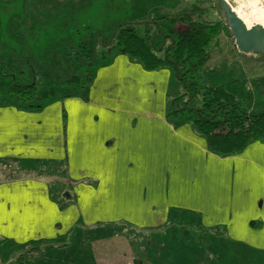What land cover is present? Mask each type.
Wrapping results in <instances>:
<instances>
[{
    "label": "crops",
    "instance_id": "0c3cea01",
    "mask_svg": "<svg viewBox=\"0 0 264 264\" xmlns=\"http://www.w3.org/2000/svg\"><path fill=\"white\" fill-rule=\"evenodd\" d=\"M106 56L80 95L38 109L0 102V240L14 250L0 264L39 245L66 256L68 238L89 230L114 234L92 237V264H158L157 248L160 264L170 248L186 264L183 237L168 240L185 228L264 250V139L210 152L190 122L168 117L170 69L145 70L114 49ZM180 215L196 225L174 230Z\"/></svg>",
    "mask_w": 264,
    "mask_h": 264
},
{
    "label": "rangeland",
    "instance_id": "374dc122",
    "mask_svg": "<svg viewBox=\"0 0 264 264\" xmlns=\"http://www.w3.org/2000/svg\"><path fill=\"white\" fill-rule=\"evenodd\" d=\"M195 7L198 11L193 10ZM185 12L186 19L183 17ZM160 17L164 19H157ZM152 20L155 23L146 24ZM204 20L224 22L218 0H0V102L6 98L8 86L12 83H33L43 102L70 93L80 95L81 90L63 82L73 75L85 78L88 71L94 75L95 66L114 49V42L110 40L118 25L128 24L139 34H148L153 38L156 49H164L171 38L176 39ZM223 24L225 29L210 46L211 61L205 68L191 72L193 81L198 84V94L193 99L189 98L172 76L169 89L172 107L175 98L179 102L189 98L188 106L197 108L201 106L202 87L216 85H223L243 99L244 105L250 109L262 105L264 62L244 58L240 61L233 37ZM82 42L95 43L94 63L82 61L79 52ZM255 55L262 58L260 54ZM257 60L259 63L255 62ZM173 220L174 230L177 226L196 225L192 219L181 215ZM184 230L180 229L179 234L170 231L168 240L176 244L180 236L183 237L184 241L179 243L183 244L186 253H191L190 259L188 256L185 260L186 264H195V257H200V264H264V250L238 247L224 240L220 234L211 235L200 229H195L194 233ZM129 235L142 240L141 244L145 242L144 235ZM112 236L114 234L107 230L74 233L68 238L66 248L61 247L66 256L62 254L55 258L51 255L54 249L39 245L18 253L16 261L20 257L23 264H64L66 260L69 264H92V237ZM176 250H166L169 264H180L178 259L183 261ZM6 252L13 254L14 250L0 241V259ZM163 252L162 249H154L151 258L158 264L163 263ZM75 259L79 261L73 263Z\"/></svg>",
    "mask_w": 264,
    "mask_h": 264
},
{
    "label": "trees",
    "instance_id": "16d2710c",
    "mask_svg": "<svg viewBox=\"0 0 264 264\" xmlns=\"http://www.w3.org/2000/svg\"><path fill=\"white\" fill-rule=\"evenodd\" d=\"M193 10L198 11L197 7ZM183 17L187 18L186 12ZM157 19L163 20L164 17ZM152 23H155V20L146 24ZM223 23L221 20L197 22L185 34L179 35L176 39L171 38L169 45L164 49L160 47L156 49L153 38L148 34H139L128 24L118 25L110 42H114L116 52L128 55L139 62L145 70L163 67L170 69L178 85L182 86L186 95L193 99L198 94V84L193 81L194 76L191 72L207 66L211 59L210 46L225 29ZM94 46L93 42L80 43L79 52L84 63H94L96 59ZM91 80L92 74L88 71L85 78L73 75L63 83L82 91ZM202 88L201 106L191 108L188 106L191 99L179 102L178 98H175L172 101L174 107L172 104L168 106V117L183 118L190 122L192 128L204 137L207 149L218 155L237 153L251 141L264 139V101L259 108L250 109L244 105L243 99L238 98L223 85ZM2 103H12L24 109H38L43 99L38 95L33 83H12L8 86L6 98L2 99ZM19 260L13 264H23Z\"/></svg>",
    "mask_w": 264,
    "mask_h": 264
},
{
    "label": "water",
    "instance_id": "95a60500",
    "mask_svg": "<svg viewBox=\"0 0 264 264\" xmlns=\"http://www.w3.org/2000/svg\"><path fill=\"white\" fill-rule=\"evenodd\" d=\"M219 3L236 50L243 55L256 53L264 56V25L255 24L247 28L225 0H219Z\"/></svg>",
    "mask_w": 264,
    "mask_h": 264
},
{
    "label": "bare ground",
    "instance_id": "6f19581e",
    "mask_svg": "<svg viewBox=\"0 0 264 264\" xmlns=\"http://www.w3.org/2000/svg\"><path fill=\"white\" fill-rule=\"evenodd\" d=\"M247 28L264 25V0H225Z\"/></svg>",
    "mask_w": 264,
    "mask_h": 264
}]
</instances>
